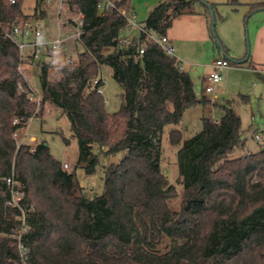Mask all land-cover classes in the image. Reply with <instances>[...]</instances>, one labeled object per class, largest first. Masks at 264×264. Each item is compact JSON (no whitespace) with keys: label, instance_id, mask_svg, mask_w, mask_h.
Listing matches in <instances>:
<instances>
[{"label":"trees","instance_id":"1","mask_svg":"<svg viewBox=\"0 0 264 264\" xmlns=\"http://www.w3.org/2000/svg\"><path fill=\"white\" fill-rule=\"evenodd\" d=\"M22 1L0 0V264H264V146L243 154L246 140L230 102L221 107L218 121L203 118L200 131L184 140L179 129L184 112L209 101L196 98L179 61L145 34L128 47L118 46L126 16L134 14L132 0H114L115 9L103 13L96 0H63L70 13L82 16V52L69 64L73 70L57 71L54 80L48 78L51 65L41 66L35 112L28 84L17 72L22 60L10 34L45 13L40 0L33 15H24ZM199 1L159 3L143 23L145 30L167 37L177 18L195 14ZM263 10L264 4H255L247 15ZM101 66L110 68L122 89L121 106L112 114L92 85L95 78L103 84ZM44 105L67 118L77 165L87 175L101 166L102 195L85 198L75 171L63 170L45 144L34 152L17 144L14 134L39 118ZM167 127L169 145L179 147L178 210L169 207L177 191L161 171ZM119 153L117 163L100 165V157ZM9 178L20 182V205L28 206V232L20 240L25 259L12 238L21 212L6 205Z\"/></svg>","mask_w":264,"mask_h":264},{"label":"rangeland","instance_id":"2","mask_svg":"<svg viewBox=\"0 0 264 264\" xmlns=\"http://www.w3.org/2000/svg\"><path fill=\"white\" fill-rule=\"evenodd\" d=\"M201 1L213 5L212 9L205 7ZM201 1L194 5L195 14L179 17L168 31V35L176 37L172 43L174 57L181 62L184 71L189 74L194 84V91L199 97L204 94L206 83L203 79L212 73L214 60L223 58L225 53L228 55L230 67L223 71L222 80L214 86L213 93L205 95L211 101V112L203 110L202 114L192 111V114H187L182 119L179 129L183 133L184 140L194 136L200 131L203 118L220 117L221 111L213 107V103L226 105L230 101L231 108L240 118V131L246 140L243 154L256 153L264 146V11L251 15L247 13L251 6L264 4V0ZM39 2L40 0H23V14L33 15ZM63 5L61 9L57 0H53L51 4H46L45 0H42L39 7V10L45 13V18L39 22L42 30L46 32L48 43L55 41L58 36L57 17H62L64 21L71 16L65 4ZM72 17L75 18L76 15L73 14ZM123 35L136 40L140 35L138 26L130 27ZM217 42L223 49L218 47ZM62 48L64 58L69 64H75L77 55L82 52L79 45L67 43ZM47 57L45 61L47 63L43 64H50L51 53H47ZM43 64L35 65L32 60L29 61V73H27L28 67H25L26 70L22 75L30 89L29 95L36 99L35 103L30 102L35 105V112L40 110L39 75ZM56 73L51 65L48 71L49 80H54ZM99 77L103 82L101 89L106 111L109 114L115 113L122 103V89L112 78L110 68L101 66ZM169 129L170 127L165 129L162 137L161 171L177 191V196L169 202V207L178 210L183 192L179 184L177 168L179 147L169 145ZM254 129L263 135L262 143L253 139ZM15 134L14 139L18 145L23 144L35 149L37 144L43 143L55 160L62 164L66 163L68 171L74 170L85 198L92 199L102 195L104 181L101 166L94 175H87L84 169L77 165V143L71 137L67 118L59 109L44 105L39 118L29 119ZM93 152L98 154L99 149L94 146ZM121 158V153L107 159L100 157V165L117 163Z\"/></svg>","mask_w":264,"mask_h":264},{"label":"built area","instance_id":"3","mask_svg":"<svg viewBox=\"0 0 264 264\" xmlns=\"http://www.w3.org/2000/svg\"><path fill=\"white\" fill-rule=\"evenodd\" d=\"M10 3H14V0H8ZM59 4V8L62 9L64 6L63 0H57ZM53 0H45L46 4H51ZM63 5V6H62ZM96 8L99 13H103L104 11L115 9V1L114 0H96ZM66 10V9H65ZM123 16H126L125 11L119 9L118 10ZM68 12V11H67ZM71 16L67 20H62V17H57V27H58V36L52 43H47L44 47H40L36 44V33L37 31H41L42 27L39 22V20L28 23L25 25L23 29L15 28L11 34L10 37L13 40V42L16 44L20 56H21V63L17 67V72L21 75H23L25 71V67L29 65V61H33L41 54L44 50H46L48 53L52 52V49L57 41L60 42V46L67 43L71 44H78L80 41V36L82 33V16H76L75 18L72 17V13H69ZM59 15V14H58ZM57 15V16H58ZM127 18V28L130 27H136L138 26L140 34H145L147 39L154 43L155 45L162 48L168 55L174 56V49L167 37H161L158 38L153 32H147L145 30L144 24L137 23L136 17L134 14L130 16H126ZM125 29V30H126ZM123 33V32H122ZM120 34V36L117 39V44L119 47H128L132 44L133 40L129 39L128 37L124 36L123 34ZM144 52V48L139 49V55L141 56ZM24 54V55H23ZM230 67V61L226 57H220L213 61L212 63V73L204 79L206 86L203 89V93L205 95L211 94L214 91V86L217 85L221 79H222V73L226 69ZM179 70H184L181 62H179L178 66ZM99 84V78H95L92 82L93 86H96V93L102 94L101 86H98ZM98 86V87H97ZM21 91V89H20ZM29 102L35 103L36 99L33 98V96L28 95L27 97ZM17 123V120H14L13 124ZM253 139L257 141L258 143L263 142V135L257 131L256 129L252 132ZM14 137H16V134H14ZM31 152H34V148L30 150ZM62 169L67 171L68 165L66 163L62 164ZM6 185L8 186L11 197L8 202H6V205L11 208H16L21 212V215L18 216L16 219L18 221V225L15 228L12 238L17 240L19 250H20V256L21 258L25 259L26 256V250L22 247L20 240L23 235H25L28 232V227L26 226L25 220H24V212L27 210L28 206L21 207L20 201L22 197L24 196L23 187L20 184V182L15 181L14 179H6L5 180Z\"/></svg>","mask_w":264,"mask_h":264},{"label":"crops","instance_id":"4","mask_svg":"<svg viewBox=\"0 0 264 264\" xmlns=\"http://www.w3.org/2000/svg\"><path fill=\"white\" fill-rule=\"evenodd\" d=\"M164 1H166V0H132V9H133L134 16L136 17L137 23L143 24L147 20L149 14L153 10V8H155L159 3L164 2ZM260 12H262V11H259L257 13H260ZM254 14H256V13H254ZM183 16H185V15H183ZM180 17H182V16H180ZM128 29L124 30L122 34H126ZM167 38L169 39V41L172 45L173 40H175L176 37H174V35L171 36V35L167 34ZM47 53L48 52L46 50H44L43 53L41 54V56H39L38 58H36L35 60L32 61L33 64L37 65L40 63L41 64L47 63V62H45L48 58ZM28 66H26V67H28ZM27 69H28L27 73H29V67ZM100 79H101V77H100ZM203 81H204V79H203ZM193 90H194V84H193ZM194 94H195L197 99H200L201 97H205L209 101V103L206 105H197L195 107H192V108L186 110L184 112L183 119L186 117L187 114H192V111H197V112H200L202 114H203V110L211 112V107H212L211 101L207 98V96H205V94H201L199 97L195 91H194ZM228 102H230V101H228ZM212 105H213V107L217 108L219 111H221V107L224 106L223 103L218 105L216 102L213 103ZM230 107H231V105H230ZM222 116H223V112L221 111V115L219 118H216V119L212 118V119L215 121H218Z\"/></svg>","mask_w":264,"mask_h":264},{"label":"clouds","instance_id":"5","mask_svg":"<svg viewBox=\"0 0 264 264\" xmlns=\"http://www.w3.org/2000/svg\"><path fill=\"white\" fill-rule=\"evenodd\" d=\"M48 43L46 32L41 30L36 33V44L40 47H44ZM49 63L56 71H61L68 67L69 71L73 69L69 66V61H67L63 56V48L60 46V42L57 41L54 45Z\"/></svg>","mask_w":264,"mask_h":264},{"label":"water","instance_id":"6","mask_svg":"<svg viewBox=\"0 0 264 264\" xmlns=\"http://www.w3.org/2000/svg\"><path fill=\"white\" fill-rule=\"evenodd\" d=\"M200 1H201V0H200ZM201 2H203V1H201ZM206 6L210 9V6H209V5L206 4Z\"/></svg>","mask_w":264,"mask_h":264}]
</instances>
